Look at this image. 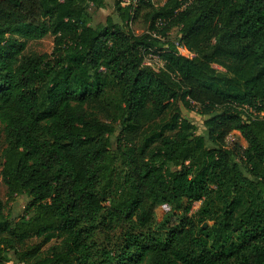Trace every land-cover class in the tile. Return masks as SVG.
Wrapping results in <instances>:
<instances>
[{
	"label": "trees",
	"instance_id": "trees-1",
	"mask_svg": "<svg viewBox=\"0 0 264 264\" xmlns=\"http://www.w3.org/2000/svg\"><path fill=\"white\" fill-rule=\"evenodd\" d=\"M104 4L0 0V176L28 200L15 219L0 197V264H264V0H117L92 24ZM46 34L50 53L24 54ZM159 197L200 206L152 236L139 210ZM100 223L128 226L120 250L97 256Z\"/></svg>",
	"mask_w": 264,
	"mask_h": 264
},
{
	"label": "rangeland",
	"instance_id": "rangeland-1",
	"mask_svg": "<svg viewBox=\"0 0 264 264\" xmlns=\"http://www.w3.org/2000/svg\"><path fill=\"white\" fill-rule=\"evenodd\" d=\"M105 4L103 8L93 9L90 8V12L92 13V24H104L105 18L108 15H114V4L117 0H104ZM166 0H153L152 4L154 6H161ZM131 31L134 34H141L146 31V24L142 22V19H137L136 21L130 24ZM178 35V28L173 27L168 32L169 39H175ZM53 47L52 36L50 34H46L42 39L29 41L26 49L24 51L25 55L32 54H42V53H50ZM147 58L152 59V63L154 68H158L161 65L160 58L155 52H151L150 55H147ZM181 107V114L184 117H187L195 126H196V134H204V120L208 117L205 114H202L200 109L195 105H190L189 107ZM232 142H238L239 144L244 145L243 139L237 134H231L227 138V144H231ZM2 143H0V170L2 167ZM0 197L4 203V211L10 214L15 219L19 218L24 214V208L28 203L27 198L24 195H17L13 199H7L6 197V187L1 181L0 176ZM200 206V202H192L189 204L186 199H181L178 204H174L168 198L159 197L156 200L147 199L143 204L142 208L139 210V216L143 219H146L144 227L142 230L144 232L149 233L152 236H157L160 234H165L170 229L178 227L180 222L187 216H190ZM206 223L209 225L211 222L203 221L200 224L203 225ZM128 226H109L107 223H100L92 237L95 245L93 246V250H97V256H100L101 251L104 249L106 251H115L120 250V242L128 233ZM58 239H52L48 244L44 247L58 243ZM10 259L5 264H22L15 263L13 261L12 253L7 254Z\"/></svg>",
	"mask_w": 264,
	"mask_h": 264
},
{
	"label": "built area",
	"instance_id": "built-area-1",
	"mask_svg": "<svg viewBox=\"0 0 264 264\" xmlns=\"http://www.w3.org/2000/svg\"><path fill=\"white\" fill-rule=\"evenodd\" d=\"M140 1L141 0H119V3H120L121 6H127L128 10H129V14L132 16L135 13L137 7L139 6ZM150 1L152 2L153 0H150ZM130 24L131 23H129V25ZM162 25H163V22L160 19L157 20L156 23H155V27L158 28V29H160ZM158 29H152L151 31H148L147 33L151 34L152 36H154V37H156V38H158L160 40H165V36H163L161 33H159L157 31ZM174 46L176 48V52H177L178 55H182V56H185V57H191L193 55L191 52L186 50L184 48V46L180 42H178V40H174ZM151 52H152V50L149 49L148 53L144 55L143 63L147 64V65H150V66H152L154 68L153 63L151 62L152 59L151 58H149V59L147 58V55H150ZM160 62H161L160 66H162V61L160 60ZM259 114H260V116L264 117V111L260 112Z\"/></svg>",
	"mask_w": 264,
	"mask_h": 264
},
{
	"label": "water",
	"instance_id": "water-1",
	"mask_svg": "<svg viewBox=\"0 0 264 264\" xmlns=\"http://www.w3.org/2000/svg\"><path fill=\"white\" fill-rule=\"evenodd\" d=\"M205 225H206V223L203 224V226H205Z\"/></svg>",
	"mask_w": 264,
	"mask_h": 264
}]
</instances>
